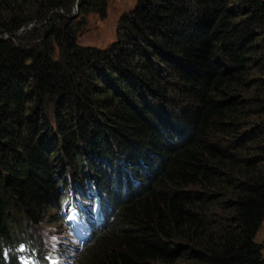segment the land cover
Segmentation results:
<instances>
[{"label":"trees","instance_id":"16d2710c","mask_svg":"<svg viewBox=\"0 0 264 264\" xmlns=\"http://www.w3.org/2000/svg\"><path fill=\"white\" fill-rule=\"evenodd\" d=\"M73 3L0 0V35ZM77 5L0 38V264H264V0H138L104 49Z\"/></svg>","mask_w":264,"mask_h":264},{"label":"rangeland","instance_id":"374dc122","mask_svg":"<svg viewBox=\"0 0 264 264\" xmlns=\"http://www.w3.org/2000/svg\"><path fill=\"white\" fill-rule=\"evenodd\" d=\"M137 1L138 0H106L107 2L106 18L101 20L97 15H94V14L88 15L86 17L85 27L78 33V43L82 46L96 47L99 49H104L110 46L113 42H115V34H116V29H117V25H118V21L120 17L123 14L128 13L130 10H132L135 4L137 3ZM74 4H75V0L70 9H66L64 11L56 10V13L62 16L69 15L70 17L73 15ZM49 19H47L46 21L37 20L34 23H31L33 26H30L29 28L24 27L22 31H19L17 33V37L13 38L12 40L16 43H26V40H28L30 37L33 36L31 32H33L35 28H36L35 31H39L40 34L42 33L41 28L46 26V23ZM4 36H5L4 34L0 35V38H3ZM37 42H39L38 38L35 39L33 43H37ZM76 174L79 176L82 174H88V170H85L82 173L76 170ZM92 174L94 175L93 171H92ZM70 175H71L70 173H67L64 177L66 178L65 182L67 183V186L71 185L73 181V178ZM61 187L62 186L60 185V188ZM68 191H69V188H68ZM60 229L61 228H56V230H60ZM61 232L66 233L64 228H62ZM28 234L32 238L31 239L32 242L37 247L44 248V246H46V248H49L50 245L52 244L51 241L44 242V239L50 240L49 236L56 234V232L52 226L44 224V225H41L38 229H36L34 232L32 229H29ZM64 239L65 238L58 239V241H55L53 243L60 244V242L63 241ZM254 242L256 244L262 245V256L264 257V221L260 225L254 237ZM70 247L71 245H68L64 249V251L67 252V257L59 258V262H61V264H78V262L75 259L76 255L75 254L73 255L74 250L70 249ZM22 262L23 264H27V261H22Z\"/></svg>","mask_w":264,"mask_h":264},{"label":"water","instance_id":"95a60500","mask_svg":"<svg viewBox=\"0 0 264 264\" xmlns=\"http://www.w3.org/2000/svg\"><path fill=\"white\" fill-rule=\"evenodd\" d=\"M77 3H78V0H75V4H74V8H73V15L70 16L71 19L75 18L76 15L78 14V5H77ZM54 12H56V10H51L50 12H48V14L46 16V20L49 19L50 16H51V14L54 13ZM30 26H33V25L30 23V24H28L25 27H28L29 28ZM20 31H22V29ZM17 33L16 34H13V35L4 34L5 36L3 38L4 39H13V38L17 37Z\"/></svg>","mask_w":264,"mask_h":264},{"label":"bare ground","instance_id":"6f19581e","mask_svg":"<svg viewBox=\"0 0 264 264\" xmlns=\"http://www.w3.org/2000/svg\"><path fill=\"white\" fill-rule=\"evenodd\" d=\"M34 232V231H33ZM70 258V257H69Z\"/></svg>","mask_w":264,"mask_h":264}]
</instances>
